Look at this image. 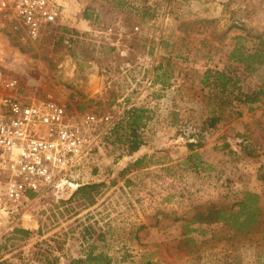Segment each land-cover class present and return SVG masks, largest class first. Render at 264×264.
Segmentation results:
<instances>
[{"label": "rangeland", "instance_id": "obj_1", "mask_svg": "<svg viewBox=\"0 0 264 264\" xmlns=\"http://www.w3.org/2000/svg\"><path fill=\"white\" fill-rule=\"evenodd\" d=\"M61 6L58 26L35 43L22 45L0 27V67L18 77L23 95L52 98L82 114L118 121L132 107L145 108L139 154L153 157L121 175L138 153L128 155L112 143V127L101 128V150L80 180L105 184L96 203L71 202L70 187L33 197L18 214L0 210V264H69L89 251L109 255L110 264H264V95L241 103L201 82L212 69L234 71L244 93L261 84L264 66L247 70L230 54L237 36L246 52L264 45L254 37L264 38V0H63ZM214 109L217 128H203ZM199 138L200 159L191 160L187 144ZM245 140L257 146L250 154L241 148ZM245 190L260 195L253 231L195 223L187 233L193 214L232 203Z\"/></svg>", "mask_w": 264, "mask_h": 264}, {"label": "built area", "instance_id": "obj_2", "mask_svg": "<svg viewBox=\"0 0 264 264\" xmlns=\"http://www.w3.org/2000/svg\"><path fill=\"white\" fill-rule=\"evenodd\" d=\"M62 16L58 0H0V27L22 45L39 41ZM19 86L0 67V210L11 214L20 213L30 194L84 184L82 173L101 150V128L115 124L110 114H82L52 98L25 96Z\"/></svg>", "mask_w": 264, "mask_h": 264}, {"label": "trees", "instance_id": "obj_3", "mask_svg": "<svg viewBox=\"0 0 264 264\" xmlns=\"http://www.w3.org/2000/svg\"><path fill=\"white\" fill-rule=\"evenodd\" d=\"M254 37H258L259 43L264 44L262 34H256ZM237 39L239 44H235L230 57L238 63L243 64L247 70H253L255 64L263 67L264 45L260 49L246 52L240 44L243 37L237 36ZM201 82L205 86L215 89L221 98L229 95V98L232 97L241 103L254 104L260 102L262 100L261 97L264 95V76L257 89L247 93L242 92L239 88V78L235 75L234 71L207 69L201 76ZM236 91L237 94H235ZM146 112L147 110L145 108L132 107L123 114L120 120L115 121L114 126L111 128V134L115 137L112 143L124 145V150L128 155L138 153L136 158L130 161L126 168L120 172L123 176L129 171L147 167L152 161V155L148 153L139 154L145 143L141 129L145 126L144 119L147 118ZM220 120L221 116H218L214 109L206 117L203 128L216 129ZM202 142L201 138L197 142H188L187 145L191 152L189 159H195L197 161L200 159L197 148L203 144ZM228 147L229 144L225 143L221 146V149H227ZM256 147V144H253L251 141L245 140L241 142V148L245 150L246 154H250L248 149ZM126 183L129 184L130 180H126ZM104 186L105 184L103 182L82 184L72 191L70 201L83 206L94 205ZM30 196L34 197L35 194H30ZM259 198L260 195L258 193L245 190L242 192L240 198L232 203H227L226 205L212 203L204 210L201 209L193 214L191 220H189L190 223L185 225L187 227V233L196 231V228L190 225L195 223L207 225L223 223L241 232L253 231L257 224H259V216L261 214ZM18 231L28 234L26 230ZM111 261L112 258L103 252L95 253L94 251H89L85 257L73 258L69 264H110Z\"/></svg>", "mask_w": 264, "mask_h": 264}, {"label": "crops", "instance_id": "obj_4", "mask_svg": "<svg viewBox=\"0 0 264 264\" xmlns=\"http://www.w3.org/2000/svg\"><path fill=\"white\" fill-rule=\"evenodd\" d=\"M58 2H59L60 4H62V3H63V0H58Z\"/></svg>", "mask_w": 264, "mask_h": 264}]
</instances>
